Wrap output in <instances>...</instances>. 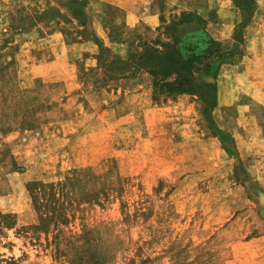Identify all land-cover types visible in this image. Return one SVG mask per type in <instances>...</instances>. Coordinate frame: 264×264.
Instances as JSON below:
<instances>
[{
	"label": "rangeland",
	"instance_id": "obj_1",
	"mask_svg": "<svg viewBox=\"0 0 264 264\" xmlns=\"http://www.w3.org/2000/svg\"><path fill=\"white\" fill-rule=\"evenodd\" d=\"M236 1L0 0V264H264V0ZM167 45L214 108L154 95Z\"/></svg>",
	"mask_w": 264,
	"mask_h": 264
},
{
	"label": "trees",
	"instance_id": "obj_2",
	"mask_svg": "<svg viewBox=\"0 0 264 264\" xmlns=\"http://www.w3.org/2000/svg\"><path fill=\"white\" fill-rule=\"evenodd\" d=\"M247 1L243 4L244 10L253 11V0H237V3ZM213 50L206 52L210 57L217 55L218 44L209 40ZM165 51L159 52L152 47H147L138 58V68L143 69L154 65L149 71L153 83L154 95H197L202 102L210 108L215 106V88L208 84L198 85L196 75L208 76L210 64L205 59L198 57L192 50L191 54L184 57L175 45L164 46ZM194 49V47L189 46Z\"/></svg>",
	"mask_w": 264,
	"mask_h": 264
},
{
	"label": "water",
	"instance_id": "obj_3",
	"mask_svg": "<svg viewBox=\"0 0 264 264\" xmlns=\"http://www.w3.org/2000/svg\"><path fill=\"white\" fill-rule=\"evenodd\" d=\"M185 31L188 32V33H191V32H195V28L193 27H184Z\"/></svg>",
	"mask_w": 264,
	"mask_h": 264
}]
</instances>
